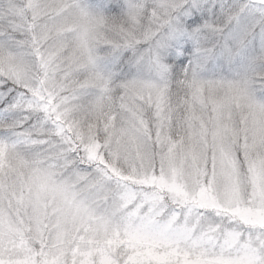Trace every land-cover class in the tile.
Returning <instances> with one entry per match:
<instances>
[{"label":"snow or ice","instance_id":"1","mask_svg":"<svg viewBox=\"0 0 264 264\" xmlns=\"http://www.w3.org/2000/svg\"><path fill=\"white\" fill-rule=\"evenodd\" d=\"M0 264H264V0H0Z\"/></svg>","mask_w":264,"mask_h":264}]
</instances>
